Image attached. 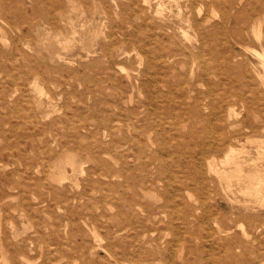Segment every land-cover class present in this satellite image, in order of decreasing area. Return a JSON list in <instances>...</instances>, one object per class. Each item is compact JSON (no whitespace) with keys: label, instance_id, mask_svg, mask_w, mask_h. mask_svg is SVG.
<instances>
[{"label":"rangeland","instance_id":"rangeland-1","mask_svg":"<svg viewBox=\"0 0 264 264\" xmlns=\"http://www.w3.org/2000/svg\"><path fill=\"white\" fill-rule=\"evenodd\" d=\"M162 1L0 0V264H264V0Z\"/></svg>","mask_w":264,"mask_h":264},{"label":"bare ground","instance_id":"bare-ground-1","mask_svg":"<svg viewBox=\"0 0 264 264\" xmlns=\"http://www.w3.org/2000/svg\"><path fill=\"white\" fill-rule=\"evenodd\" d=\"M168 1V3L169 4H171L172 5V7L173 6H176L177 7V9H178V15H176V17L177 16H180L181 17V14L183 15L181 18H180V20H179V22L177 21V26H175V25H173V26H170L167 22H165L164 20V17H163V11H164V5H163V3H164V1H162L161 2V4L159 3V10H158V15L156 16L157 17V19L159 20V22L158 23H156V24H154V25H151V24H149L148 23V27H154V29H152V30H155V31H153L154 32V34H152L151 35V33H149V35H151V38L152 39H157V41H160V39L161 40H163L164 39V37H170V38H177L179 35H182V36H184V37H187L188 36V32L186 31V30H184V28H183V26H181L182 25V22H184V21H188V22H190L191 20H192V17H194L193 16V10H194V7L197 5V4H199V3H205V5L207 4V2L209 1V0H187V2L185 3V4H182L181 2H182V0H167ZM145 2L146 3H149V0H145ZM187 9V13L189 14H183V12L185 11ZM217 13V12H216ZM208 13L207 12H205L203 15H202V17H201V22L199 23V24H197V31H198V41L197 42H199L200 44H201V46L203 45L202 43H203V39H204V37H203V34H205V32H204V27H205V25H203V24H207L208 23ZM200 16H201V14H200ZM151 18V17H150ZM160 18H163V19H160ZM233 18H237V15H231V16H229V17H227V22L229 23L230 22V20L232 19L233 20ZM153 19H155V18H153ZM163 21V22H162ZM138 23V22H137ZM178 24H179V26H178ZM82 28V27H81ZM151 29V28H150ZM178 31H180L181 32V34H179L178 33ZM261 32V31H260ZM262 33V32H261ZM255 34V33H254ZM258 34H260V33H258ZM257 35V34H256ZM261 35V34H260ZM259 35V36H260ZM258 36V37H259ZM256 38H257V36H256ZM246 50V49H245ZM252 50V49H251ZM247 51V50H246ZM253 51V50H252ZM256 52V51H255ZM260 52V51H259ZM89 53V52H88ZM184 53H181V51L180 50H178V49H176V51H173V52H171V51H169L167 48H165V50L163 51V49H160V52L158 53V56H160V58H165V59H167V60H173L174 58H176V57H178V56H180V55H183ZM62 56V55H61ZM263 58V57H262ZM262 60H264V58L262 59ZM175 63L177 62L176 60L174 61ZM195 62V61H194ZM196 63V62H195ZM262 65V64H261ZM35 85H38V84H35ZM36 88H38V87H36ZM41 89V88H40ZM41 90H43V89H41ZM37 93V92H36ZM39 93H41V92H39ZM141 94V93H140ZM246 141V140H245ZM246 148V147H245ZM212 149H216V150H218L219 149V147L217 148H215V147H212V148H209V150L207 149V150H205L206 152L207 151H211ZM230 152H232V150L230 151ZM249 155V154H248ZM226 156V155H225ZM259 158V157H258ZM262 158H263V160H264V152L262 153ZM216 159V158H215ZM221 160V159H220ZM256 162V161H255ZM253 163V162H252ZM226 164H228V165H231V164H235V173L236 174H238V175H240L242 172H243V170L241 169V165L238 163V162H236L234 159H232L231 157H230V155L228 154L227 155V161H226ZM245 164V163H244ZM209 167L210 168H213V165L210 163V165H209ZM214 169V168H213ZM249 175V174H248ZM240 177V176H239ZM250 177V176H249ZM238 180V179H237ZM253 182H255V184L256 185H258V187H261L262 185H264V176H262L261 175V171L260 170H257V174H256V176L255 177H253L252 179H251ZM250 180V181H251ZM249 181V180H248ZM249 181V182H250ZM240 182V181H239ZM238 183V182H237ZM239 186V185H238ZM231 187V186H230ZM256 187V186H255ZM257 187V188H258ZM233 188V187H232ZM231 188V189H232ZM246 188H248V187H246ZM256 188V189H257ZM95 189V188H94ZM247 190V189H246ZM259 190V189H258ZM233 191V190H232ZM262 191V189L261 190H259V192L258 193H260ZM243 192V191H242ZM249 192V191H248ZM257 194V193H256ZM213 196V195H212ZM259 196V195H258ZM56 198H58V197H56ZM211 198V197H210ZM59 199V198H58ZM191 201V200H190ZM247 202V201H246ZM262 204V203H261ZM33 215V214H32ZM173 217V216H172ZM177 224V223H176ZM242 224V223H241ZM176 232V231H175ZM61 250V249H60Z\"/></svg>","mask_w":264,"mask_h":264}]
</instances>
